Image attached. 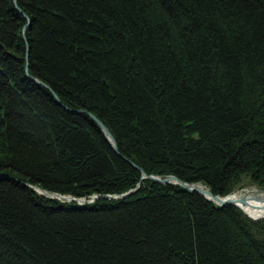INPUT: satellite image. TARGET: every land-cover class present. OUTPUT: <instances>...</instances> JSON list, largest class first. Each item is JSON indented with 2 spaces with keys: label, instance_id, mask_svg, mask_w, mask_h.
I'll return each mask as SVG.
<instances>
[{
  "label": "trees",
  "instance_id": "1",
  "mask_svg": "<svg viewBox=\"0 0 264 264\" xmlns=\"http://www.w3.org/2000/svg\"><path fill=\"white\" fill-rule=\"evenodd\" d=\"M89 114L148 175L264 187V0H0V264H264V220L144 194Z\"/></svg>",
  "mask_w": 264,
  "mask_h": 264
},
{
  "label": "water",
  "instance_id": "2",
  "mask_svg": "<svg viewBox=\"0 0 264 264\" xmlns=\"http://www.w3.org/2000/svg\"><path fill=\"white\" fill-rule=\"evenodd\" d=\"M15 4L17 5V0H15ZM20 10V9H19ZM21 11V10H20ZM27 17V16H26ZM28 22H30V19L27 17ZM29 52L27 54V58H28ZM27 72H28V68H27ZM28 76L38 85L44 87V88H48L46 84L38 81L37 79L31 77V75L28 74ZM55 98L58 102V104L62 107H66L62 101L60 100V98L55 95ZM67 108V107H66ZM77 113H83L86 114L85 111L83 110H79V111H75ZM89 117L91 119L94 120L95 123H97L98 127L101 129V131L103 132V134L106 136V138L108 139V141L111 143L113 149L115 150L116 153H118V145L117 142L115 140V138L113 137V135L111 134L110 130L94 115L89 114ZM123 157V156H122ZM124 160H126L129 164H131L134 168L138 169L141 173H142V178L143 179H149L155 182H158L160 184L163 185H167V184H174L177 186L182 187L184 190L190 192V193H198L202 196H204L206 199L214 202L217 206L219 207H227V206H235L239 209H241L243 211V209L241 208L240 205H247V206H252L249 203V199L253 200L257 203H264V196H256V197H251L249 195H247V193L243 196L237 197V199H233L232 197L234 195H228L225 197H220L218 195H214V193L212 191H209L207 189H203L202 184H190V183H186L180 179H178L175 176H168L166 178H161L160 176H149L146 174V172L139 168L138 166H136L133 162H131L130 160H128L127 158H124ZM34 190L38 191L40 194H42L43 196L49 197L51 199H57L60 201H63L65 203H70V202H75L77 204H79L80 206H84L86 204H92L95 203L99 200H123V199H127L128 197H130L132 194L135 193L136 190H131L128 193L122 194V195H93L90 199L87 198H75L71 195H62L59 193H53V192H48L45 191L43 189H40L38 187H33ZM263 192V191H260ZM259 194V193H258ZM256 208V207H253ZM254 219V218H253ZM259 219H263V218H258V219H254V220H259Z\"/></svg>",
  "mask_w": 264,
  "mask_h": 264
},
{
  "label": "rangeland",
  "instance_id": "3",
  "mask_svg": "<svg viewBox=\"0 0 264 264\" xmlns=\"http://www.w3.org/2000/svg\"><path fill=\"white\" fill-rule=\"evenodd\" d=\"M17 2H18V0H17ZM28 50H29V48H28ZM27 54H28V52H27ZM28 57H29V55H28ZM93 120V119H92ZM94 121V120H93ZM97 124V123H96ZM98 126V125H97ZM100 129V128H99ZM101 130V129H100ZM102 132V131H101ZM103 133V132H102ZM115 151V150H114ZM116 153V152H115ZM118 156H120L121 158H123L122 157V154L119 152V148H118V153H116ZM125 158V157H124ZM131 165V164H130ZM136 165V164H135ZM132 166V165H131ZM136 166H138V165H136ZM133 167V166H132ZM139 167V166H138ZM140 168V167H139ZM136 169V168H135ZM142 169V168H141ZM138 170V169H137ZM144 170V169H143ZM142 174V173H141ZM147 174V173H146ZM148 175V174H147ZM149 176H155V175H149ZM169 176H172V175H169ZM174 176V175H173ZM166 177H168V176H166ZM166 177H161V178H166ZM175 177H177V176H175ZM178 178V177H177ZM179 179V178H178ZM142 180L144 181L143 183L145 184V185H143V189L141 190V191H143V193L145 194L146 192H153V188L152 187H154V186H151V182H152V180H149V179H141V182H142ZM181 180V179H180ZM155 182V181H154ZM147 183V184H146ZM158 183V182H157ZM155 183L156 185H159V186H161V187H163V186H167V185H174V184H167V185H163V184H160V183ZM244 184H242V185H240L237 189L238 190H236L233 194H230V195H240V196H243V195H245L246 193H248V190L249 191H255L256 193H257V195H253L252 197H256V196H263L264 195V187L263 186H259V185H251L250 183H249V181H248V179H245L244 180V182H243ZM202 186H204V185H202ZM140 187V184L138 185V188ZM207 190H209V191H211L209 188H207L206 186H204ZM134 190H137V189H134ZM260 191H263V192H260ZM136 192V191H135ZM141 193V192H140ZM259 193V194H258ZM139 195V194H138ZM99 196V195H98ZM129 198V197H128ZM127 198V199H128ZM123 200H126V199H123ZM109 201H112V200H109ZM70 203H73V202H70ZM261 220H264V219H261ZM255 221H259V220H255Z\"/></svg>",
  "mask_w": 264,
  "mask_h": 264
},
{
  "label": "bare ground",
  "instance_id": "4",
  "mask_svg": "<svg viewBox=\"0 0 264 264\" xmlns=\"http://www.w3.org/2000/svg\"><path fill=\"white\" fill-rule=\"evenodd\" d=\"M202 188L206 189L205 187H202ZM247 195L252 197L253 195H257V193L255 191H249L248 190ZM218 196H220V195H218ZM220 197H225V196H220ZM237 197H240V196L237 194V195H234L232 198L237 199ZM249 203L252 206L240 205L241 208L243 209V212L251 219H253V218L254 219H258V218L264 219V203H257L253 200H250V199H249ZM253 207H256V208H253ZM259 220H261V219H259Z\"/></svg>",
  "mask_w": 264,
  "mask_h": 264
}]
</instances>
